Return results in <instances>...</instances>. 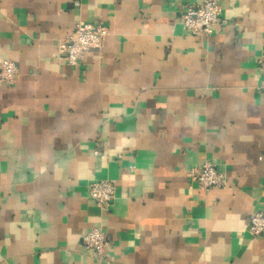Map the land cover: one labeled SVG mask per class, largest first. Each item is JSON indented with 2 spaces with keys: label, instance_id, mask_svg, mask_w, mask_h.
Wrapping results in <instances>:
<instances>
[{
  "label": "crops",
  "instance_id": "obj_1",
  "mask_svg": "<svg viewBox=\"0 0 264 264\" xmlns=\"http://www.w3.org/2000/svg\"><path fill=\"white\" fill-rule=\"evenodd\" d=\"M0 0V264H264V0H219L221 24L190 33L201 0ZM79 21L110 34L80 64ZM95 151H98L96 154ZM207 161L225 188H191ZM116 181L98 207L88 185ZM94 226L106 256L81 244Z\"/></svg>",
  "mask_w": 264,
  "mask_h": 264
},
{
  "label": "built area",
  "instance_id": "obj_2",
  "mask_svg": "<svg viewBox=\"0 0 264 264\" xmlns=\"http://www.w3.org/2000/svg\"><path fill=\"white\" fill-rule=\"evenodd\" d=\"M80 6L79 0L74 2ZM222 6L219 0H201L198 3H187L181 14V22L192 34L209 35L216 24H221ZM110 34L108 26L103 23L79 21L72 33L66 36L62 47L64 61L72 66L80 64L86 53L92 49H101ZM259 71L264 77V58L259 60ZM19 67L11 58L0 60V81L13 84L19 78ZM97 154L98 151H95ZM190 187L200 190L225 188L228 186L226 174L217 165L207 161L188 171ZM89 194L98 207L108 210L116 198L117 184L110 178L95 179L89 182ZM248 231L253 236L264 232V210L256 211L249 216ZM81 244L102 259L106 256L108 246L107 234L102 226H94L83 236Z\"/></svg>",
  "mask_w": 264,
  "mask_h": 264
}]
</instances>
